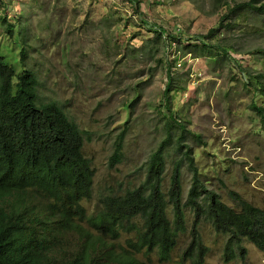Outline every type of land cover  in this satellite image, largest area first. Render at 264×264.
Instances as JSON below:
<instances>
[{"label": "rangeland", "instance_id": "rangeland-1", "mask_svg": "<svg viewBox=\"0 0 264 264\" xmlns=\"http://www.w3.org/2000/svg\"><path fill=\"white\" fill-rule=\"evenodd\" d=\"M139 1L137 6L130 0H0V56L21 73V40L27 35V64L44 81L41 96L56 99L85 132L84 152L96 173L92 198L83 203L92 212L104 194L144 179L151 153L168 135L164 91L171 67L184 86L173 94L172 106L187 127L183 141L192 147L201 177L237 209L241 205L233 192L264 207V124L251 106L254 97L264 103V96L257 95L241 69L264 70L262 57L254 52L264 47L262 17L247 9H241V15L229 13L230 5L248 0ZM4 12L16 21L14 34L1 21ZM142 17L167 34L159 37ZM228 18L231 26L221 25ZM201 39L223 40L228 52L217 48L206 53L199 48ZM169 58L175 60L171 66ZM125 127L124 154L112 166L115 140ZM172 132L166 149V192L174 163L184 158L186 148L180 150L176 142L182 128ZM192 177L184 159V200ZM186 210L187 230L173 256L163 261L156 253L139 254L140 259L147 264H180L194 220L191 209ZM169 215L173 218L171 206ZM200 229L210 248L205 264H264V250L249 240L244 242L245 259L226 262L227 233L216 230L208 219Z\"/></svg>", "mask_w": 264, "mask_h": 264}, {"label": "trees", "instance_id": "trees-1", "mask_svg": "<svg viewBox=\"0 0 264 264\" xmlns=\"http://www.w3.org/2000/svg\"><path fill=\"white\" fill-rule=\"evenodd\" d=\"M130 1L140 5L139 0ZM241 9L255 10L264 21V0L230 5L228 10L241 15ZM230 19L227 22L223 19L220 24L230 27L233 21ZM1 21L7 32L14 34L16 21L8 20L6 12ZM144 22L159 37L167 34L163 27L148 20ZM216 28L211 29L210 35ZM21 43L24 65L21 73L0 56V264H89V258L93 256L100 260L105 257L99 251L100 246L114 245L118 247V256L128 259L131 264H147L138 257L139 254L150 257L156 253L164 261L173 256L180 235L187 230V208L193 212L194 220L190 240L180 255V264H205L210 249L200 229L205 219L216 230L228 235L223 253L226 262L247 257L245 240L264 250V207L233 192L241 205L237 209L209 189L201 177L192 147L183 141L187 127L172 106L173 94L184 86L179 82L180 77L172 74L171 67L164 91L169 113L168 135L151 153L144 179L120 192L104 194L100 206L89 212L83 202L92 198L96 172L84 152L85 132L56 99L41 96L44 81L36 68L27 64V35H23ZM199 48L209 54L217 48L226 53L229 49L223 40L208 43L202 39ZM254 52L264 62V47ZM169 59L171 66L175 60ZM241 69L250 79L248 83L256 87L257 95L264 96V70L253 73L243 66ZM127 105L132 107L130 103ZM251 106L264 124V103L260 104L254 97ZM177 126L183 131L178 136L177 145L180 150L186 148L184 158L174 163L166 192V149L172 142V130ZM127 129L125 127L116 137L110 156L112 166L122 160ZM184 159L193 170L186 200L182 183ZM31 202L41 205L40 210L32 211ZM170 206L173 218L169 215ZM55 214H62L64 220L69 221L51 240L60 253L54 248H46L39 240L42 236L36 233L37 228L44 227L40 218ZM82 220L88 227L80 223ZM67 232L74 235L76 242H81L80 249L75 248V240L68 237ZM121 235L122 239L125 237L123 243L117 240ZM107 237L113 243L108 244ZM30 241L35 243L36 251L27 249L25 243ZM87 243L95 254L86 248ZM50 249L56 254L48 253Z\"/></svg>", "mask_w": 264, "mask_h": 264}, {"label": "clouds", "instance_id": "clouds-1", "mask_svg": "<svg viewBox=\"0 0 264 264\" xmlns=\"http://www.w3.org/2000/svg\"><path fill=\"white\" fill-rule=\"evenodd\" d=\"M29 204H31L30 205L31 210L34 212L39 211L41 208V205H39L38 203L31 202ZM40 219L43 221V224H44L43 228L36 229L37 235L42 236V238L39 239L40 242L46 248H54L60 253L57 246L51 243V240L56 234H59L63 230L64 226L67 225L69 221L68 220L65 221L62 214H55V216L53 217L44 216V217H41ZM80 223L83 226L88 227L87 223L84 220H82ZM66 235L72 238L73 240H75V237L72 233L67 232ZM124 239L125 237H123L122 239V235H121L117 240L123 243L122 241ZM88 243L86 245V248L90 250L93 254H95L96 252L92 251L93 247L88 246ZM107 243L111 244L113 242L107 237ZM80 244L81 242H76L75 240V248L80 249L81 248ZM25 245L30 252L36 251V245L34 242L30 241V242L25 243ZM99 251L102 252L105 257L100 260L98 258H94L93 256V258H89L90 260L89 264H104V263L106 264H131V262L128 259L118 256L119 254L117 253L118 247L116 245L112 247H109V246L101 247L100 246ZM48 253L56 254V252L53 249H50Z\"/></svg>", "mask_w": 264, "mask_h": 264}]
</instances>
